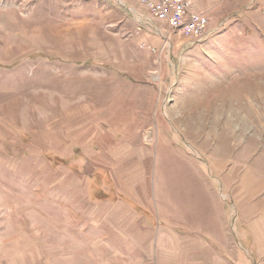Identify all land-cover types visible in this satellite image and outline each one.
Here are the masks:
<instances>
[{"label": "rangeland", "instance_id": "374dc122", "mask_svg": "<svg viewBox=\"0 0 264 264\" xmlns=\"http://www.w3.org/2000/svg\"><path fill=\"white\" fill-rule=\"evenodd\" d=\"M112 1L0 0V264H184L117 261L103 232L84 225L79 172L59 167L58 155L85 146L103 97L151 92L176 197L204 214L207 191L209 218L226 214L236 245L238 216L264 213V0H211L201 43L151 17L137 33L136 16L148 12L135 0L116 23L122 6Z\"/></svg>", "mask_w": 264, "mask_h": 264}, {"label": "crops", "instance_id": "0c3cea01", "mask_svg": "<svg viewBox=\"0 0 264 264\" xmlns=\"http://www.w3.org/2000/svg\"><path fill=\"white\" fill-rule=\"evenodd\" d=\"M114 1L117 6H122L116 23L123 24L126 15L136 12L135 0ZM136 1L149 14V18L143 13L136 16L138 31L139 27L150 25V17H154ZM108 2L115 7L112 0ZM215 5L211 0H193L196 10L208 14ZM156 35L161 37L159 33ZM141 42L145 44L144 40ZM106 98L100 99L103 104H99V109L95 110L96 123L89 128L87 145H80L74 140L79 147L65 155L59 154L58 166L68 169L72 167L74 173L79 172L84 190L74 192H81L80 196L85 194L84 200L87 199L88 218L84 225H89L90 232H98V239L99 233L103 232L100 238L105 239L106 247L114 253L119 251L117 261L142 263L146 254L162 256L172 262L183 258L184 264H196L202 250L205 252L202 254L207 256L203 264H228L224 254L222 256L212 244L227 248L235 264H250L251 257L247 259L245 254L264 258V213L259 220L253 219L248 223L238 216L236 245L228 232L226 214L217 213L215 220L213 216L209 218L213 210L209 208L207 191H201L208 211L204 214L189 211L185 208L186 198L176 197L172 180L169 179L171 177L166 173L167 167L172 166L173 163H170L174 160L161 157L162 153L169 156L171 150L157 127L159 116L153 113L151 92L143 90L138 96H117L113 100ZM124 99L128 100L127 105ZM153 119L156 127H153ZM152 134L158 135L154 141ZM78 149L82 159L79 161L76 159ZM74 198L78 199V196ZM73 211L76 219L77 215L84 214ZM198 220L201 221L199 226ZM69 221L74 222L72 219ZM214 221L217 224H213ZM198 229H201V235L197 233ZM125 256L128 257L126 261Z\"/></svg>", "mask_w": 264, "mask_h": 264}, {"label": "built area", "instance_id": "2783aa9c", "mask_svg": "<svg viewBox=\"0 0 264 264\" xmlns=\"http://www.w3.org/2000/svg\"><path fill=\"white\" fill-rule=\"evenodd\" d=\"M171 30L183 33L189 40L201 43L208 36L210 16L193 7V0H138ZM139 33V31H136Z\"/></svg>", "mask_w": 264, "mask_h": 264}, {"label": "trees", "instance_id": "16d2710c", "mask_svg": "<svg viewBox=\"0 0 264 264\" xmlns=\"http://www.w3.org/2000/svg\"><path fill=\"white\" fill-rule=\"evenodd\" d=\"M47 156H49V154H46Z\"/></svg>", "mask_w": 264, "mask_h": 264}]
</instances>
